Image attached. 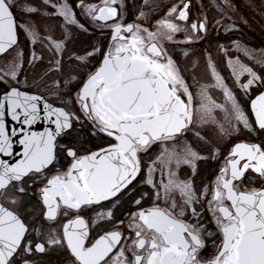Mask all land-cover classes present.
I'll return each mask as SVG.
<instances>
[{
	"label": "snow or ice",
	"instance_id": "obj_1",
	"mask_svg": "<svg viewBox=\"0 0 264 264\" xmlns=\"http://www.w3.org/2000/svg\"><path fill=\"white\" fill-rule=\"evenodd\" d=\"M210 7L0 0V264H264V49Z\"/></svg>",
	"mask_w": 264,
	"mask_h": 264
},
{
	"label": "rangeland",
	"instance_id": "obj_2",
	"mask_svg": "<svg viewBox=\"0 0 264 264\" xmlns=\"http://www.w3.org/2000/svg\"><path fill=\"white\" fill-rule=\"evenodd\" d=\"M160 2L162 4H167L170 2V0H160ZM211 2L212 0H204L203 5L208 10L210 17L216 16L217 18H219L216 11H214L210 7ZM234 2L239 10L234 13H229V15H232L233 20H235L239 24L240 30L234 33H229L228 35L231 36L232 40H240L242 46L246 45L250 49H255L257 55L259 56L260 50L264 49V0H234ZM249 3L251 4V6H249ZM197 4H200V2H197ZM242 19H247L248 24H243ZM217 42L223 43L225 45L230 44V40L225 38V33L222 29L220 30L219 36L209 37L208 44L204 46L208 47L209 45H211V50L213 51L214 56L219 59L220 54L216 51L215 48ZM194 47L198 51L201 46L199 47L195 45ZM240 55L241 59H245L242 53ZM245 62L249 61L245 59ZM225 147H227V144H225Z\"/></svg>",
	"mask_w": 264,
	"mask_h": 264
},
{
	"label": "flooded vegetation",
	"instance_id": "obj_3",
	"mask_svg": "<svg viewBox=\"0 0 264 264\" xmlns=\"http://www.w3.org/2000/svg\"><path fill=\"white\" fill-rule=\"evenodd\" d=\"M196 1V2H195ZM197 2L199 3L200 2V4H197ZM203 3H204V0H193V5H194V11L196 10V9H198L199 8V6L201 7V6H203L204 7V11L206 12V14L209 16V18H212V16L210 17V15H209V13H208V10L206 9V7L203 5ZM202 4V5H201ZM214 10V9H213ZM215 11V10H214ZM213 11V12H214ZM210 37H217V35H216V33H215V31H213L212 32V34L210 35ZM208 44V41H202L201 42V45H203V46H206ZM201 45H197V46H201ZM243 138V137H242Z\"/></svg>",
	"mask_w": 264,
	"mask_h": 264
}]
</instances>
